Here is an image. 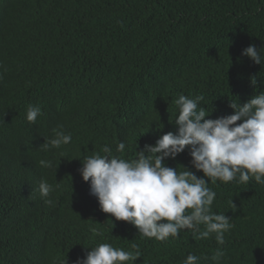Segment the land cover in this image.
I'll return each mask as SVG.
<instances>
[{
    "label": "trees",
    "instance_id": "trees-1",
    "mask_svg": "<svg viewBox=\"0 0 264 264\" xmlns=\"http://www.w3.org/2000/svg\"><path fill=\"white\" fill-rule=\"evenodd\" d=\"M249 45L264 56V0H0V264H74L99 243L127 252L136 244L145 264H183L190 253L198 264H264V185L254 179L209 183L212 211L231 218L220 246L214 233L196 239L181 230L161 242L132 239L124 228L138 229L115 217L94 224L87 214L96 197L78 171L106 144L116 152L124 142L126 155L137 103L148 111L165 96L146 126L156 136L172 131L175 100L195 88L201 107L234 114L231 101L264 91V63L242 55ZM29 105L43 113L35 123ZM58 125L71 142L42 151ZM41 180L55 187L54 206L41 197Z\"/></svg>",
    "mask_w": 264,
    "mask_h": 264
},
{
    "label": "clouds",
    "instance_id": "clouds-1",
    "mask_svg": "<svg viewBox=\"0 0 264 264\" xmlns=\"http://www.w3.org/2000/svg\"><path fill=\"white\" fill-rule=\"evenodd\" d=\"M242 55L255 64L264 63V56L255 45L245 48ZM251 83L256 85L255 76ZM194 90L187 95L179 94L175 100L178 114L170 123L171 132L156 136L155 132L146 130L149 120L159 116L152 108L163 107L165 96L158 105L150 102L148 111L137 103L136 111L141 112L135 114L136 126L126 155H121L125 143L119 142L116 152L106 144L103 154L94 152L81 160L82 167L78 171L85 182H90V189L84 192L96 197L94 211L87 214V220L94 224L109 223L113 217L126 221L138 229L124 228L133 232L132 239L154 238L163 242L170 237L178 238L181 230H189L196 239H206L214 233L217 244H225V233L232 227L231 218L212 211L216 193L209 183L248 184L254 179L257 184L264 185V91H258L243 105L231 101L229 107L234 114L226 116L225 108L215 114L201 107L203 97L191 94ZM163 93L169 95L166 90ZM42 114L39 106L29 105L26 119L35 123ZM52 133L39 147L44 152L60 149L72 140L71 133L66 134L63 125H58ZM182 155L189 158L184 163L176 159ZM190 164L203 173V178L189 170ZM39 165L53 168L51 160L42 159ZM55 190L46 180H41L38 191L46 205L54 206L48 197ZM92 231L99 234L96 229ZM132 248L135 251L127 252L109 243H99L88 249L86 258L74 257L71 262L145 264L139 262L142 256L138 245L133 244ZM144 253L148 254L149 248L144 249ZM222 255L218 248L213 259L218 260ZM199 259L190 253L183 264H198Z\"/></svg>",
    "mask_w": 264,
    "mask_h": 264
}]
</instances>
